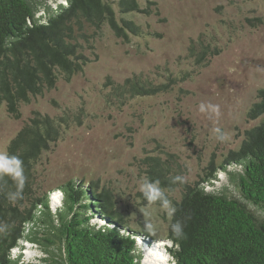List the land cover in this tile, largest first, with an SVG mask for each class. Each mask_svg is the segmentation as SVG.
Here are the masks:
<instances>
[{
	"label": "rangeland",
	"instance_id": "rangeland-1",
	"mask_svg": "<svg viewBox=\"0 0 264 264\" xmlns=\"http://www.w3.org/2000/svg\"><path fill=\"white\" fill-rule=\"evenodd\" d=\"M139 4L150 13L127 17L151 35L123 41L106 25L90 30L92 47L83 44L90 62L82 72L69 82L58 79L53 89L21 104L17 120L0 108V164L9 141L34 112L79 115L80 125L65 128L58 142L40 156L34 169L35 192L47 194L49 208L56 211L62 203L55 197L59 193L52 192L59 186L69 180L97 181L112 193L124 223L137 228L139 222L150 220L155 225V232L148 231L157 242L135 237L139 264L146 257L138 241L147 252H156L152 258L160 256L156 261L147 257V262L166 264L160 242L169 216L164 206L149 205L140 196L139 185L148 175L144 160L155 156L176 163L170 166L192 185L204 179L210 163L219 165L229 151L237 150L245 131L260 123L262 117L251 120L248 114L264 89V0H139ZM60 5L65 6V0H35V18L45 23L48 13L57 12ZM198 38L221 49L201 66L187 58L189 43ZM133 75L156 84L169 75L183 80L164 94L133 98L120 107L107 103L106 79L120 83ZM201 104L205 112L199 110ZM215 128L226 133L223 141L216 138ZM218 171L201 187L239 199L228 171ZM167 195L179 199L181 189ZM245 205L264 222V210ZM91 223L100 224L98 218ZM31 238L34 241L20 242L12 257L23 264L62 262L58 239L40 227Z\"/></svg>",
	"mask_w": 264,
	"mask_h": 264
},
{
	"label": "trees",
	"instance_id": "trees-1",
	"mask_svg": "<svg viewBox=\"0 0 264 264\" xmlns=\"http://www.w3.org/2000/svg\"><path fill=\"white\" fill-rule=\"evenodd\" d=\"M66 5L48 13L41 24L35 18V0H0V108L13 119L20 118L21 104L53 89L58 79L69 82L82 72L90 62L83 52V44L92 47L88 31L106 25L123 41L151 35L127 17L150 13L140 7L139 0H66ZM220 53L219 47L201 38L187 47V58L196 66ZM181 80L169 75L165 82L156 84L133 75L115 83L107 78L105 98L120 107L133 98L167 93ZM248 117L262 119L245 131L237 150L229 151L219 165H208L200 182L185 184L171 162L155 156L145 158L146 178L159 180L176 208L160 242L165 243L166 264H264V222L245 205L247 202L264 210V89L258 91ZM80 123L79 115L50 117L34 112L9 141L0 164V264H23L11 253L20 242L34 241L31 235L37 227L59 241L63 260L54 264H139L141 252L135 248V237L157 242L145 229V222H139L137 228L124 223L112 193L99 187L97 181L69 180L59 186L52 192L59 193L55 197L62 203L56 211L49 208L47 194L35 192L34 169L40 156L58 142L65 128ZM21 167L22 189L17 176ZM217 171H228L239 199L201 187ZM175 177L181 179L174 181ZM175 188L181 189L179 199L167 195ZM94 218H98L99 226L91 223ZM175 221L183 225L181 238L171 232L170 224ZM138 242L146 257L144 264L159 260L147 262L143 243Z\"/></svg>",
	"mask_w": 264,
	"mask_h": 264
},
{
	"label": "clouds",
	"instance_id": "clouds-1",
	"mask_svg": "<svg viewBox=\"0 0 264 264\" xmlns=\"http://www.w3.org/2000/svg\"><path fill=\"white\" fill-rule=\"evenodd\" d=\"M66 6L67 5H66V0H65V6H62V7H66ZM199 110L201 112H205L206 111L205 105L201 104L199 106ZM216 111H218V108L216 109ZM213 131L218 140L223 141L226 138V133H224L222 129L215 128ZM17 176L19 178L18 187L22 189L23 180H24L22 167L20 171L17 173ZM180 179H181L180 177H175L174 181H178ZM138 190L141 193L143 200L146 201L149 205L157 204V203L162 204L164 205L169 218L171 219V217L174 216L176 212V208L172 206L171 203L168 201L163 189L160 187L159 180H149L147 178H144L143 181L140 183ZM15 195H19V193H16ZM144 226L146 230H150L152 232H155L156 230L155 225L150 220H146ZM170 229H171L172 234L175 237L181 238L183 236V225L180 221H175L171 223Z\"/></svg>",
	"mask_w": 264,
	"mask_h": 264
},
{
	"label": "bare ground",
	"instance_id": "bare-ground-1",
	"mask_svg": "<svg viewBox=\"0 0 264 264\" xmlns=\"http://www.w3.org/2000/svg\"><path fill=\"white\" fill-rule=\"evenodd\" d=\"M145 248H146V247H145ZM145 251H146V250H145ZM150 251H151V250H149L148 252L146 251L145 253H146V255L148 254L147 257L151 259L152 256H153L154 254H156V252H155V251H153V252L151 251V252H150ZM161 255H162V254H161ZM148 258H147V259H148ZM159 258H160V256L157 257V258H155V259H159ZM152 259H153V258H152Z\"/></svg>",
	"mask_w": 264,
	"mask_h": 264
},
{
	"label": "built area",
	"instance_id": "built-area-1",
	"mask_svg": "<svg viewBox=\"0 0 264 264\" xmlns=\"http://www.w3.org/2000/svg\"><path fill=\"white\" fill-rule=\"evenodd\" d=\"M41 24H44V23H41Z\"/></svg>",
	"mask_w": 264,
	"mask_h": 264
},
{
	"label": "water",
	"instance_id": "water-1",
	"mask_svg": "<svg viewBox=\"0 0 264 264\" xmlns=\"http://www.w3.org/2000/svg\"><path fill=\"white\" fill-rule=\"evenodd\" d=\"M162 244H165V243H162Z\"/></svg>",
	"mask_w": 264,
	"mask_h": 264
}]
</instances>
